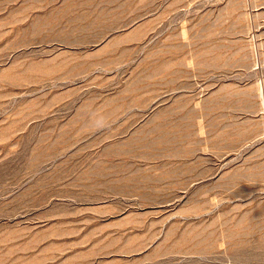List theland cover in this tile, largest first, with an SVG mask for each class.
<instances>
[{"label": "rangeland", "instance_id": "rangeland-1", "mask_svg": "<svg viewBox=\"0 0 264 264\" xmlns=\"http://www.w3.org/2000/svg\"><path fill=\"white\" fill-rule=\"evenodd\" d=\"M0 264H264V0H0Z\"/></svg>", "mask_w": 264, "mask_h": 264}, {"label": "bare ground", "instance_id": "bare-ground-1", "mask_svg": "<svg viewBox=\"0 0 264 264\" xmlns=\"http://www.w3.org/2000/svg\"><path fill=\"white\" fill-rule=\"evenodd\" d=\"M261 97H262V95H261Z\"/></svg>", "mask_w": 264, "mask_h": 264}]
</instances>
